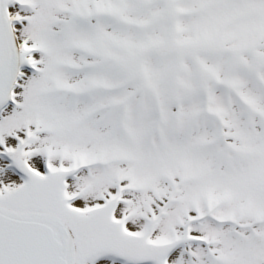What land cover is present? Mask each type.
Instances as JSON below:
<instances>
[{
    "label": "snow or ice",
    "instance_id": "snow-or-ice-1",
    "mask_svg": "<svg viewBox=\"0 0 264 264\" xmlns=\"http://www.w3.org/2000/svg\"><path fill=\"white\" fill-rule=\"evenodd\" d=\"M0 264H264V0H0Z\"/></svg>",
    "mask_w": 264,
    "mask_h": 264
}]
</instances>
